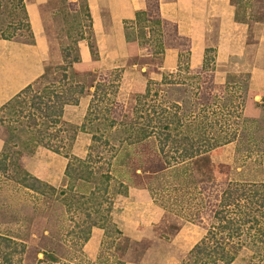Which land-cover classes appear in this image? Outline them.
I'll use <instances>...</instances> for the list:
<instances>
[{
  "label": "trees",
  "instance_id": "trees-1",
  "mask_svg": "<svg viewBox=\"0 0 264 264\" xmlns=\"http://www.w3.org/2000/svg\"><path fill=\"white\" fill-rule=\"evenodd\" d=\"M230 1L235 6L234 19L246 22L238 18L237 4ZM145 3L143 10L135 12L133 22L124 24L126 41H129L128 27L134 23L141 38L136 44L146 46L156 68L161 65L165 47L177 48V62L172 71L155 70L159 78L146 73L143 89L130 92L125 105L116 101L114 95L123 67L99 68L91 21L87 37L78 32L61 47V62L46 61L41 74L0 105V138L3 141L0 171L10 170L9 175L15 182L38 192L47 203L57 200L65 204L55 199V194H64L66 188L71 190L73 183L56 189L28 172L19 159L24 154H32L38 145L66 157L63 181L77 180L96 187V190L88 188L71 193L87 196L90 201L99 198L97 195L101 191L103 199L108 201L109 206L103 215L95 216L88 224L82 242L88 239L91 226L103 228V242H108L109 246L113 244V251L117 252L114 264L123 263L120 257L130 250L132 241L119 232L109 211L112 195L117 192L125 194L127 189L113 191L109 186L112 171L123 167L121 165L128 160L132 146L153 140L159 171L166 168L176 170L169 184L173 183L177 191L193 187L204 192L207 185L223 173L210 166V154L227 142H235V156L251 150L264 154V116L253 119L240 116L247 94H254L248 89V79L242 78L247 73L228 74L223 81H216L214 73L220 64L216 60V48L204 44L202 38L199 39L200 63L193 66L189 38L178 35L175 24L160 16L158 0H145ZM163 30L164 36L161 35ZM145 33L158 36L154 44L142 39ZM0 38L35 41L25 0H0ZM84 38L90 53L88 62L81 61L78 52V40ZM236 78H242V82L236 85ZM107 92L112 93L111 99L106 97ZM82 95H90L89 102L81 122L74 124L64 119V106L77 104ZM259 106L264 111V95ZM233 107L238 111L234 112ZM117 108L118 112L114 114ZM112 127L114 130L109 131ZM78 131L90 134L84 158L70 153ZM115 144L114 164L110 157L102 158V150ZM152 163L137 164L133 169L134 175L146 179L143 186L150 193L154 192L152 179L162 178ZM261 164L262 167L264 159ZM182 171L184 175H181ZM231 175L228 174L216 201H210L208 194V202L206 196H196L199 205L194 215H190V209V216L186 219H198L204 212L209 216L208 223L203 235L177 264H229L242 252H245L242 264H264V176H258L257 181H239ZM160 186L158 183L157 188ZM102 202V199H96L97 204ZM29 222L25 221L27 226L23 234L0 233V264H16L14 261L19 264L31 245L35 246L36 253L43 255L37 258L38 261L58 258L56 253H61V246L52 240L49 232L41 234L39 240L33 238L27 230ZM252 228L253 232H250Z\"/></svg>",
  "mask_w": 264,
  "mask_h": 264
},
{
  "label": "rangeland",
  "instance_id": "rangeland-1",
  "mask_svg": "<svg viewBox=\"0 0 264 264\" xmlns=\"http://www.w3.org/2000/svg\"><path fill=\"white\" fill-rule=\"evenodd\" d=\"M25 1L28 5V14L31 16V26H38L43 29L39 43L50 51L48 63L61 62V47L66 45L71 38H75L78 32H81L85 37L88 36L90 18L84 0H46L42 3H36L34 0ZM233 1L237 4L238 15H240L238 18L246 21L243 22L244 25L242 26L246 44L242 53L232 55L223 61L220 60L214 74L218 82L223 81L225 77L227 78L228 74H235V76L239 72L248 74L249 77L245 73L246 75L243 74L242 78L248 79V89L253 90L254 94H247L240 110V116L253 119L264 116V111L259 106L264 90H254L250 87V70L254 67L264 69V0ZM210 24L212 30L208 31L207 34L199 31L196 34L203 39L205 38V43L209 42L214 45L216 22L211 21ZM128 32V54L124 66H120L124 70L114 94L116 101L122 105H125L130 92L143 89L146 73L159 78L160 75L154 71H162L161 68H156L154 60H150L146 46H137L136 43L141 38L136 24L132 23L128 27ZM164 32L165 30L162 31V36L165 35ZM157 37L152 33H145L142 39L151 40V44H154ZM80 43L88 48L85 38L78 40V52ZM201 55V48L191 50V64L193 66L200 63ZM132 61L135 62L134 66L130 64ZM138 70L141 71L139 82L132 72ZM242 78L234 80L236 85L242 82ZM111 94L107 92L106 97L111 99ZM84 97L89 102L90 95ZM233 109L234 112L238 111L234 107ZM85 110L86 106L82 109L81 104L67 106L66 120L79 124ZM117 112L118 108L114 109V114ZM72 119L76 120L72 121ZM253 126L252 123L251 127L253 128ZM100 130L103 128L101 127ZM112 130H114L113 127L109 129V131ZM76 139L73 141L70 153L79 158H84L89 142L84 143L80 137ZM116 147L117 144L112 147L105 146L102 150V158L108 156L111 158V162L115 164L114 148L116 149ZM51 152L49 149L38 145L32 154L22 155L19 161L28 172L53 185L56 189L67 187L66 185L73 183L71 190L66 188L64 194H55L57 196L55 199H59L65 204L59 203L57 200L47 203L38 192L15 182L9 175L10 170L0 171V233L11 236L18 233L23 234L27 226L25 221L29 220L27 230L31 232L33 238L39 240L41 234L49 232L52 240L61 246L59 249L61 253H56L58 257L56 260L41 259L38 261L37 258H42L43 255L41 252L36 253L35 246L31 245L23 253V259L20 258L19 264H114L118 258L117 252L113 251V244L109 246L108 242H103V228L91 226L88 239L82 242L88 224L95 216L98 218L107 210L109 206L107 199H103L101 191H99L100 195H97L99 198L94 197L90 201L87 196L79 197V194L71 193L74 190L80 192V190L85 191L88 188L96 190V187L77 180L73 182L63 181V172L60 176L59 174L56 177L52 176L49 168L56 166L57 159L62 161L66 159L67 161V158L62 154H59L61 157H57ZM235 155L234 141L214 149L210 154V166L214 169H221L223 173L217 175L213 182L207 185L204 192H198L192 189L193 187L178 189L177 191L173 187V183L169 184V181L173 180L171 179L172 174L176 170L166 168L162 172L159 171L155 142L149 139L144 140L143 144L132 146L128 160L121 165L123 167H118L112 171L113 179L110 180L111 185L109 186V189L113 191L125 187L127 189L125 194L117 192L112 195L109 210L110 218L119 232L132 241L130 250L120 257L124 260L121 264H177L203 235L208 223L209 216L204 212L200 214L198 219H186L187 216L194 215L195 209L199 205V197L196 198V196H206L207 202L208 196L210 201H216L217 195H219L222 186L225 185L230 173L239 181L243 179L257 181L258 176H264V165L261 167V162L264 159L263 152L251 150L243 152L240 156ZM149 161H153V169L158 170L160 172L158 176L162 177L152 179L151 185L154 188L152 193L143 186L146 179L133 174V169L137 164H146ZM124 167L125 170H123ZM136 171L139 172V168ZM38 174H45L50 180L39 177ZM181 175H184V171L181 172ZM158 183L161 186L157 188ZM96 199H102L104 202L97 204ZM47 205L49 206L47 207ZM250 232H253V228ZM15 240L19 241L20 239ZM244 258L245 252H242L229 264H242ZM14 262L17 264V261Z\"/></svg>",
  "mask_w": 264,
  "mask_h": 264
},
{
  "label": "crops",
  "instance_id": "crops-1",
  "mask_svg": "<svg viewBox=\"0 0 264 264\" xmlns=\"http://www.w3.org/2000/svg\"><path fill=\"white\" fill-rule=\"evenodd\" d=\"M34 1L42 3L46 0ZM84 1L98 50L100 68L109 69L124 66L128 54L124 24L133 22L135 12L145 8V0ZM26 7L28 9L27 4ZM158 10L163 19L175 24L178 35L189 38L190 52L193 49L201 48L199 44L201 37L196 32L207 34L208 31L212 30L211 21L216 22L214 46L216 48V60L219 63L220 60H226L232 55L242 53L244 50L246 44L242 28L244 24L234 19L235 6L230 0H158ZM29 19H31L30 15ZM42 32V27H32L35 40L33 43L0 38V105L42 73L44 64L50 58V51L39 43ZM204 44L212 45L209 42H204ZM79 56L83 62L90 60L88 48L81 43ZM176 62L177 48L165 47L159 68L162 71H171L175 68ZM132 72H134L139 82L141 71ZM250 87L254 90H264V69L254 67L250 70ZM84 96H80L77 103L81 104L82 109L85 106L87 107L88 104V100ZM77 104H66L64 106V119H66L67 106ZM74 120L76 119H72V121ZM79 137L84 143H88L90 134L85 131H78L75 138L78 139ZM2 143L3 141L0 138V148ZM51 153L61 157L58 153ZM57 160L56 166L49 168L51 169L49 170L50 174L54 177L62 174L66 161V159L65 161ZM40 176L50 180L45 174Z\"/></svg>",
  "mask_w": 264,
  "mask_h": 264
}]
</instances>
